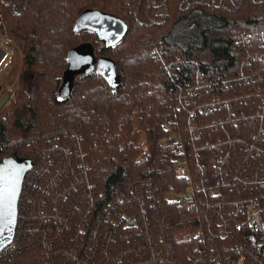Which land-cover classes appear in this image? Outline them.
Listing matches in <instances>:
<instances>
[{
  "label": "trees",
  "instance_id": "1",
  "mask_svg": "<svg viewBox=\"0 0 264 264\" xmlns=\"http://www.w3.org/2000/svg\"><path fill=\"white\" fill-rule=\"evenodd\" d=\"M219 1L166 0L159 24L145 23L142 5L135 18L126 0H28L19 12L0 1V38L16 58L14 84L0 96L8 94L0 161L32 160L17 205L18 246L0 254V264H196L206 257L196 212L171 201L186 182L162 143L170 131L162 122L176 118L183 128L189 111L197 145L215 144L195 156L185 141L189 161L207 172L222 157L223 168L243 169L220 198L232 241L250 246L247 226L235 228L230 211L232 199L264 186V0ZM85 9L123 20L121 40L105 47L93 32H75ZM85 43L113 62L119 82L112 86L91 69L64 92L67 51ZM151 43L162 47L158 58ZM250 170L254 187L247 186ZM123 212L136 227L126 226Z\"/></svg>",
  "mask_w": 264,
  "mask_h": 264
},
{
  "label": "built area",
  "instance_id": "2",
  "mask_svg": "<svg viewBox=\"0 0 264 264\" xmlns=\"http://www.w3.org/2000/svg\"><path fill=\"white\" fill-rule=\"evenodd\" d=\"M0 1H3L5 6L10 5L15 12H19V10L25 7L28 0ZM127 1H130L128 4H134V6L130 7L129 11L134 14L135 18H137L135 15L138 8L142 5L146 15L145 23L147 24H159L168 15L166 0ZM198 1L207 5L220 4V1L216 2V0ZM241 2L242 0H235L233 5L238 6ZM142 19L140 20L142 21ZM10 59V49L0 40V76L8 66ZM215 103L224 106L218 100L211 104ZM193 117V112L189 111L183 128L180 124H177L176 118L164 120L162 127L170 131L169 134L162 138V143L173 150L175 155L174 167L177 175L186 182L185 189L175 193L171 201H173V204L177 208H185L186 210L196 212L195 218L199 224L195 235L198 236L203 244L205 236L208 237V243L206 244L208 247L206 248H208L209 254L206 257L200 256L197 258L196 264H264V186L258 193L251 192L249 195L248 193H244L241 200L237 198L232 199L233 210L230 211V214L232 215L233 213V219H235L234 226L235 228H241L242 224L247 226V230L250 232V246L232 241L236 234L233 232L234 227H231L226 217L228 215L226 203L220 198L222 196L221 187L227 183L238 181L243 169L236 168V165L231 170L223 168L221 166L222 157H219L217 162H214L211 167V171L207 172L202 170L204 163L199 162L197 159L193 160L192 163L189 161L185 141L195 156L198 153V148L206 145H215L209 141L199 142L200 145H197L196 137L199 134V128L197 123L191 120ZM146 155L147 150L142 148L140 150V158H144ZM249 174L251 182L247 186L250 187L253 184L254 187L251 170ZM208 215L211 218L204 225L203 221L207 222ZM121 218L127 227L134 228L138 224L136 217L131 214L123 212ZM18 219L22 220L23 215L18 214L17 210L16 227L19 225ZM212 224L215 227L214 231H211ZM28 228L30 229L29 226ZM216 237L220 238L224 244L220 245L218 242H215ZM226 237H228L227 240ZM17 246L18 243L13 237L12 241L0 251V254H4L6 251H13ZM223 253L227 256H224Z\"/></svg>",
  "mask_w": 264,
  "mask_h": 264
},
{
  "label": "water",
  "instance_id": "3",
  "mask_svg": "<svg viewBox=\"0 0 264 264\" xmlns=\"http://www.w3.org/2000/svg\"><path fill=\"white\" fill-rule=\"evenodd\" d=\"M75 32L91 31L105 46H114L126 32V24L120 18L96 9H85L75 19ZM0 32L2 30L0 29ZM67 67L64 71L65 83L73 79L75 74L94 69L110 84L119 82L113 62L105 57H95L94 47L90 43L79 44L67 51ZM65 92V90H64ZM8 98V94L0 98V108ZM32 168L30 158L8 156L0 161V187L6 193L3 208V220L0 221V251L13 239L17 222V205L25 174ZM15 185L14 199L9 201L7 193ZM264 227V222H263Z\"/></svg>",
  "mask_w": 264,
  "mask_h": 264
},
{
  "label": "rangeland",
  "instance_id": "4",
  "mask_svg": "<svg viewBox=\"0 0 264 264\" xmlns=\"http://www.w3.org/2000/svg\"><path fill=\"white\" fill-rule=\"evenodd\" d=\"M0 40L6 44L1 38ZM82 40V35H78V41ZM6 46L10 49V47L6 44ZM151 52L153 53V56L155 58H158L157 56V52H155V50L161 52L162 47L159 44L156 43H151L149 45ZM11 50L13 52V57H11V60L8 64L7 69H5V71L3 72V74L0 76V96L2 94V92L6 91V89H8L10 86H13L14 84V71L16 70V58H14V53L15 50L13 47H11ZM8 99V98H7ZM7 102L5 101V104L2 105V107L0 108V114L3 112V110H5V107L7 106ZM143 137V136H142ZM139 144L144 143L145 145V141H143V138H140V141L138 142ZM145 150H147V148L145 147Z\"/></svg>",
  "mask_w": 264,
  "mask_h": 264
},
{
  "label": "snow or ice",
  "instance_id": "5",
  "mask_svg": "<svg viewBox=\"0 0 264 264\" xmlns=\"http://www.w3.org/2000/svg\"><path fill=\"white\" fill-rule=\"evenodd\" d=\"M5 196H6V193H5L4 189L2 187H0V209L3 208ZM14 196H15V185H13L12 188L10 189V191L7 193V197L9 199V201L14 199ZM2 220H3V214H2V212H0V221H2Z\"/></svg>",
  "mask_w": 264,
  "mask_h": 264
},
{
  "label": "flooded vegetation",
  "instance_id": "6",
  "mask_svg": "<svg viewBox=\"0 0 264 264\" xmlns=\"http://www.w3.org/2000/svg\"><path fill=\"white\" fill-rule=\"evenodd\" d=\"M67 85H68V84L64 83V85H63V87H64V90H66V89H67Z\"/></svg>",
  "mask_w": 264,
  "mask_h": 264
}]
</instances>
